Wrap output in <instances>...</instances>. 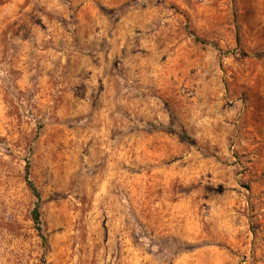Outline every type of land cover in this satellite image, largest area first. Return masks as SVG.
I'll return each instance as SVG.
<instances>
[{"label":"rangeland","instance_id":"rangeland-1","mask_svg":"<svg viewBox=\"0 0 264 264\" xmlns=\"http://www.w3.org/2000/svg\"><path fill=\"white\" fill-rule=\"evenodd\" d=\"M0 264H264V0H0Z\"/></svg>","mask_w":264,"mask_h":264},{"label":"trees","instance_id":"trees-1","mask_svg":"<svg viewBox=\"0 0 264 264\" xmlns=\"http://www.w3.org/2000/svg\"><path fill=\"white\" fill-rule=\"evenodd\" d=\"M195 39H196L197 41H201V40H202V39H201L200 37H198V36H195ZM182 136H183V138H184L188 143L191 144V141H190L189 139H187V138L185 137L184 134H183ZM29 173H30V171H29V165L26 164V165H25V174H24L25 182H26L28 188L30 189L31 193H32V194L35 196V198H36V204H35V206L33 207V209L31 210V218H32V220H33L35 223L40 224V216H41V213H40L39 201H40V199H41V195H40V192H39L38 188H37L36 185L34 184V182L30 179ZM37 232H38L39 236H41V238L44 239V237H43V235H42V232H41V228L39 227V225H38V227H37Z\"/></svg>","mask_w":264,"mask_h":264}]
</instances>
